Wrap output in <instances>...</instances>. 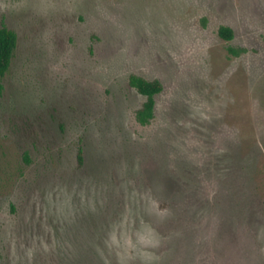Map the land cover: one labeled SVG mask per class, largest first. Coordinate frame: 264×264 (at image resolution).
Here are the masks:
<instances>
[{"label":"rangeland","instance_id":"1","mask_svg":"<svg viewBox=\"0 0 264 264\" xmlns=\"http://www.w3.org/2000/svg\"><path fill=\"white\" fill-rule=\"evenodd\" d=\"M2 25L0 264L101 236L103 264H264V0H0ZM131 74L163 85L145 126Z\"/></svg>","mask_w":264,"mask_h":264},{"label":"trees","instance_id":"2","mask_svg":"<svg viewBox=\"0 0 264 264\" xmlns=\"http://www.w3.org/2000/svg\"><path fill=\"white\" fill-rule=\"evenodd\" d=\"M220 36L225 40H232L233 39V31L229 27H222L219 32ZM17 34L7 28L5 25L0 26V95L2 94L3 84L2 81L6 74L8 73L16 48H17ZM230 51L237 55L238 52L234 49H230ZM129 83L130 85L141 95L145 98V101L141 108H139L136 112L135 118L136 121L145 126L152 122L155 118V110H156V99L155 97L159 95L163 91V85L159 80H147L139 75L131 74L129 76ZM79 165L83 163V156H82V149L79 150L78 155ZM132 204H128V211L132 213L135 212L136 207L135 202L137 201L136 198L133 196ZM114 197L112 201V213L115 215H119V213L125 208L122 206L121 198ZM104 236H101L100 242L104 240ZM98 242L96 245L93 244L94 247H86L85 249L81 246H78V250L75 251L72 249L68 252L69 256H67L68 248L59 247V251L62 257L65 256L64 264H71L74 262V258L79 257L82 264H103L102 257L108 259L110 262L109 254L114 255L112 252L116 253L118 257L125 256L123 252L124 249H117L115 246V251L111 250V248H104L102 247L101 243ZM80 245V244H78ZM64 249V250H62ZM76 252V253H75ZM123 259V258H122ZM109 262V263H110ZM123 262V261H122Z\"/></svg>","mask_w":264,"mask_h":264}]
</instances>
